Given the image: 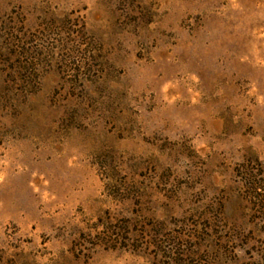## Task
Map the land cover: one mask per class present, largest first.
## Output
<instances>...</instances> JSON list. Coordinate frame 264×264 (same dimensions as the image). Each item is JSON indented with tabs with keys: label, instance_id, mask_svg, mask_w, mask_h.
I'll use <instances>...</instances> for the list:
<instances>
[{
	"label": "rangeland",
	"instance_id": "1",
	"mask_svg": "<svg viewBox=\"0 0 264 264\" xmlns=\"http://www.w3.org/2000/svg\"><path fill=\"white\" fill-rule=\"evenodd\" d=\"M248 176L264 0H0V264H264Z\"/></svg>",
	"mask_w": 264,
	"mask_h": 264
},
{
	"label": "trees",
	"instance_id": "2",
	"mask_svg": "<svg viewBox=\"0 0 264 264\" xmlns=\"http://www.w3.org/2000/svg\"><path fill=\"white\" fill-rule=\"evenodd\" d=\"M245 164H243V167ZM246 171V169H245ZM244 182L246 183V189L249 192L251 196H253L255 199L259 200L261 202V208H264V194L263 193H257V188H260L264 186V181L255 182L253 178L248 176L244 179ZM174 254V253H173ZM169 255L167 257H170L172 264H189V260L185 257H181L182 254L177 255Z\"/></svg>",
	"mask_w": 264,
	"mask_h": 264
}]
</instances>
